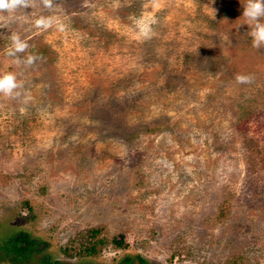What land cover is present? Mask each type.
Here are the masks:
<instances>
[{"label":"rangeland","instance_id":"obj_1","mask_svg":"<svg viewBox=\"0 0 264 264\" xmlns=\"http://www.w3.org/2000/svg\"><path fill=\"white\" fill-rule=\"evenodd\" d=\"M243 2L0 12V73L22 85L0 94V264H264V48ZM19 233L28 262L2 249Z\"/></svg>","mask_w":264,"mask_h":264},{"label":"clouds","instance_id":"obj_2","mask_svg":"<svg viewBox=\"0 0 264 264\" xmlns=\"http://www.w3.org/2000/svg\"><path fill=\"white\" fill-rule=\"evenodd\" d=\"M242 4L243 11L240 18L243 19L238 25L245 24L248 26L246 34L250 37L253 48H264V0H244ZM28 6H30L29 0H0V12L2 13H15L18 9ZM52 6V0H43V7L51 8ZM53 23V18L48 16H41L35 21L36 26L43 29H47ZM9 39L10 45L6 52L7 56L21 61L27 66H31L38 59L33 54L20 55L25 53L29 47L22 37L10 34ZM235 80L239 84H247L251 82L252 77L249 74H237ZM20 87L22 85L18 82V78L13 72L0 73V94L7 96L18 95L17 90Z\"/></svg>","mask_w":264,"mask_h":264},{"label":"trees","instance_id":"obj_3","mask_svg":"<svg viewBox=\"0 0 264 264\" xmlns=\"http://www.w3.org/2000/svg\"><path fill=\"white\" fill-rule=\"evenodd\" d=\"M103 244L102 242H98V244H93L92 246L85 248L83 253L87 256H93L97 254V245ZM114 244L117 247H123L122 242H118L114 240ZM38 245L35 240H32L26 233H19L17 236L10 239L5 247L2 249L7 253L8 256H12V260L15 263H23L30 261L29 259L35 254L37 251ZM138 264H146V262L138 257ZM131 262V260H129ZM42 264H51L50 261L44 258ZM60 264V263H53Z\"/></svg>","mask_w":264,"mask_h":264}]
</instances>
